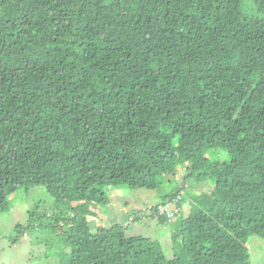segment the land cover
<instances>
[{
  "label": "trees",
  "instance_id": "16d2710c",
  "mask_svg": "<svg viewBox=\"0 0 264 264\" xmlns=\"http://www.w3.org/2000/svg\"><path fill=\"white\" fill-rule=\"evenodd\" d=\"M177 164L211 184L188 216L161 217L171 258L96 225L110 188L172 182ZM36 186L56 208L13 242L52 227L58 264H251L247 239H264V0H0V212Z\"/></svg>",
  "mask_w": 264,
  "mask_h": 264
},
{
  "label": "rangeland",
  "instance_id": "374dc122",
  "mask_svg": "<svg viewBox=\"0 0 264 264\" xmlns=\"http://www.w3.org/2000/svg\"><path fill=\"white\" fill-rule=\"evenodd\" d=\"M209 157L212 161L226 159L225 153L219 151ZM175 168L177 169L176 180L172 182L165 180L162 185H155L150 189L140 185L110 188L108 194L110 202L107 205L93 206L98 215L95 220L96 225L110 226L120 223L127 228L128 236H145L161 243L166 255L171 258L174 247L171 234L174 225L162 222L161 217L148 214L150 207L156 205L163 195L177 190L178 185L181 184L182 194L177 196L184 200L181 211L184 216H188L195 210L194 202L189 200V196L199 190L198 186L207 187L211 184L207 180L201 181L194 176H187L189 170L186 165L177 164ZM167 177L171 179L173 176L168 174ZM155 182L156 180L153 179L152 183ZM54 197L53 192L43 186H36L29 190L21 189L11 197L10 210L0 212V264H58L60 262L66 248L60 235L52 227H38L32 223L23 237L16 243L13 242L17 235V226L28 225L31 217L32 222L38 220L44 225L49 222L45 215L56 208ZM131 217L136 220L131 221ZM162 217L169 220L165 216ZM247 245L251 251V264H264V239L258 235H252L247 239Z\"/></svg>",
  "mask_w": 264,
  "mask_h": 264
},
{
  "label": "built area",
  "instance_id": "2783aa9c",
  "mask_svg": "<svg viewBox=\"0 0 264 264\" xmlns=\"http://www.w3.org/2000/svg\"><path fill=\"white\" fill-rule=\"evenodd\" d=\"M180 198V196H176L167 202H163L158 207V210L156 211L155 215L157 217L165 216L169 220H172L181 211V208L178 205Z\"/></svg>",
  "mask_w": 264,
  "mask_h": 264
},
{
  "label": "clouds",
  "instance_id": "9594fccd",
  "mask_svg": "<svg viewBox=\"0 0 264 264\" xmlns=\"http://www.w3.org/2000/svg\"><path fill=\"white\" fill-rule=\"evenodd\" d=\"M163 203V202H162ZM134 219V217H131V220H133Z\"/></svg>",
  "mask_w": 264,
  "mask_h": 264
},
{
  "label": "crops",
  "instance_id": "0c3cea01",
  "mask_svg": "<svg viewBox=\"0 0 264 264\" xmlns=\"http://www.w3.org/2000/svg\"><path fill=\"white\" fill-rule=\"evenodd\" d=\"M152 215V214H151Z\"/></svg>",
  "mask_w": 264,
  "mask_h": 264
}]
</instances>
